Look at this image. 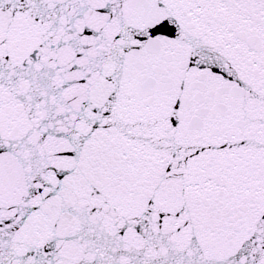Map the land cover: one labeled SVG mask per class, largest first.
<instances>
[{
  "label": "snow or ice",
  "instance_id": "snow-or-ice-1",
  "mask_svg": "<svg viewBox=\"0 0 264 264\" xmlns=\"http://www.w3.org/2000/svg\"><path fill=\"white\" fill-rule=\"evenodd\" d=\"M0 264H264V0H0Z\"/></svg>",
  "mask_w": 264,
  "mask_h": 264
}]
</instances>
